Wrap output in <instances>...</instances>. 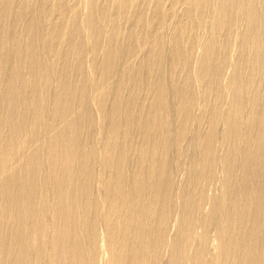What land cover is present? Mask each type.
Instances as JSON below:
<instances>
[{"label": "bare ground", "instance_id": "6f19581e", "mask_svg": "<svg viewBox=\"0 0 264 264\" xmlns=\"http://www.w3.org/2000/svg\"><path fill=\"white\" fill-rule=\"evenodd\" d=\"M0 264H264V0H0Z\"/></svg>", "mask_w": 264, "mask_h": 264}]
</instances>
